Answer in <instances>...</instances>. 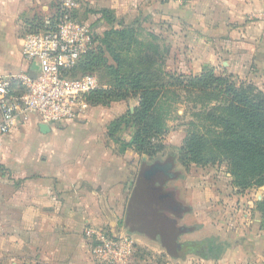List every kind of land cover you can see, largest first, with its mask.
<instances>
[{
    "label": "crops",
    "instance_id": "crops-1",
    "mask_svg": "<svg viewBox=\"0 0 264 264\" xmlns=\"http://www.w3.org/2000/svg\"><path fill=\"white\" fill-rule=\"evenodd\" d=\"M54 2L57 0H0L1 75L25 70L23 38L54 15L49 8ZM90 3L116 12L118 5L124 7L132 0ZM137 3L147 18L186 21L187 30L195 36L213 38L214 50L234 54L236 69L252 65L264 69V0ZM130 100L123 101L124 105ZM136 101L129 106L130 112ZM124 112L107 120V125H44L32 116L1 138L0 146L10 152V158L0 154V166L11 170V179L5 183L12 191L6 197L0 187V264H97L84 235L88 227L128 235L139 249L154 246L146 237L127 234L122 225L138 155L131 149L119 154L107 128ZM248 243L237 246L241 262L264 264V242L260 240L252 250L247 249Z\"/></svg>",
    "mask_w": 264,
    "mask_h": 264
},
{
    "label": "trees",
    "instance_id": "trees-1",
    "mask_svg": "<svg viewBox=\"0 0 264 264\" xmlns=\"http://www.w3.org/2000/svg\"><path fill=\"white\" fill-rule=\"evenodd\" d=\"M102 14L111 22L104 42L114 63L113 79L108 87L102 86L90 93L88 100L90 106L109 107L113 102L137 98L133 112L127 110L109 123L107 135L118 147L119 154L131 149L141 157L146 156L145 160L141 158L138 171L128 184L122 225L127 234L146 237L172 260L193 255L218 261L229 248L228 243L216 237L181 240L193 229L176 222L187 209L176 200L173 191L164 187L177 174L172 171L171 157L165 161L155 157L162 146L153 140L165 132L167 95H173L171 87H175L188 94L193 109L200 107L192 115L197 123L190 122L193 129L180 148L182 164L224 163L239 187L262 186L264 93L250 83L217 75L209 68L199 76L165 73L168 47L159 45L157 37L150 33L143 38L135 24H125L109 10H102ZM42 28L43 21L29 32ZM93 53L92 47L80 56L71 77L78 69L82 74L92 72L98 65ZM166 77L168 81H164ZM125 129L132 130L128 140L119 136ZM257 209L264 221V200L258 202Z\"/></svg>",
    "mask_w": 264,
    "mask_h": 264
},
{
    "label": "rangeland",
    "instance_id": "rangeland-1",
    "mask_svg": "<svg viewBox=\"0 0 264 264\" xmlns=\"http://www.w3.org/2000/svg\"><path fill=\"white\" fill-rule=\"evenodd\" d=\"M72 2L75 4L70 10L72 17L87 26L89 32V39L81 55L93 47V56L98 58V65L92 72L82 74L78 69L72 77L79 79L91 75L98 79L101 86L108 87L112 83L114 63L104 42V35L111 27V22L102 14L106 5H93L90 0H72ZM62 4L63 0L52 3L49 8L53 12L50 15L57 14L61 10ZM117 9L116 12L107 10L125 24H135V29L143 35V38L147 33H150L157 37L159 45L163 44L168 47L169 52L163 68L165 73L173 76H199L204 69L209 68L213 69L217 75L232 76L237 80L250 83L264 93V69H257V65L249 66L244 70L236 69L233 65L236 58L231 57L234 54L219 52L217 48L214 50L213 44L211 45L213 38L205 37L202 34L195 36L194 33L187 30L186 21L177 19L175 21H166L165 19L160 21L155 18H147V14L140 13V5L137 0H132L131 4H125L124 7L123 4H120ZM229 62L230 65H228ZM165 80L168 81L167 77ZM171 92L174 94H168L166 100L168 109L166 111V104L165 132L156 137L153 142L157 146H162L155 157H159L161 161H165L169 157L173 160L172 171L177 174V178L166 182L164 187L166 190L173 191L176 200L187 209L185 213L176 218V222L179 226L193 229L191 233L184 234L181 240L202 241L216 237L220 241L228 243L229 248L220 260L209 262L193 255L184 260H172L156 244L153 247L140 249L134 247L135 253L131 264H250L241 262L237 246L243 245V241H248L250 243L247 244V249L252 250L259 246L257 244L260 240L264 242V221L257 209L258 202L264 200V185L245 189L239 187L234 183L235 180L224 163L184 166L179 158L180 148L183 146L187 134L193 129L189 125L190 122L197 123L192 115L200 107L197 106L196 109H193V102L182 90L171 87ZM130 99L129 103L126 102L128 106H125L121 101L113 102L109 107L91 105L87 112L89 115L74 121V123L107 125V120L110 118L122 111H125L122 113L125 114L137 98ZM96 109H100L101 114L93 115L92 111ZM129 135H132V130L125 129L119 136L128 140ZM0 154L3 158H10L8 157L10 152L3 149L2 146H0ZM142 157L146 159V156ZM142 157L138 155L135 158L138 164L136 173ZM11 174L10 169L0 166V181L2 182L0 187L4 188L6 197H10L12 191V188L5 183L11 179Z\"/></svg>",
    "mask_w": 264,
    "mask_h": 264
},
{
    "label": "built area",
    "instance_id": "built-area-1",
    "mask_svg": "<svg viewBox=\"0 0 264 264\" xmlns=\"http://www.w3.org/2000/svg\"><path fill=\"white\" fill-rule=\"evenodd\" d=\"M74 5L72 0H63L59 13L45 19L41 30L24 36L23 72L0 74V140L32 116L44 125L86 117L91 107L89 94L102 86L91 75L71 77L89 39L87 26L70 13ZM84 235L97 264L132 263L135 248L128 235L106 234L91 227Z\"/></svg>",
    "mask_w": 264,
    "mask_h": 264
},
{
    "label": "water",
    "instance_id": "water-1",
    "mask_svg": "<svg viewBox=\"0 0 264 264\" xmlns=\"http://www.w3.org/2000/svg\"><path fill=\"white\" fill-rule=\"evenodd\" d=\"M31 69H32V70H34V69H35V67H34V66H32V67H31ZM43 130H44V127H43ZM143 159H145V158H143Z\"/></svg>",
    "mask_w": 264,
    "mask_h": 264
}]
</instances>
